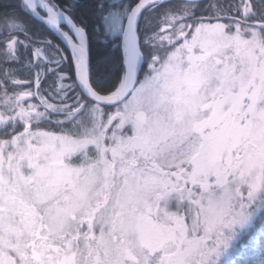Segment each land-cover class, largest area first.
Masks as SVG:
<instances>
[{"label":"snow or ice","instance_id":"1","mask_svg":"<svg viewBox=\"0 0 264 264\" xmlns=\"http://www.w3.org/2000/svg\"><path fill=\"white\" fill-rule=\"evenodd\" d=\"M0 264H264V0H0Z\"/></svg>","mask_w":264,"mask_h":264}]
</instances>
